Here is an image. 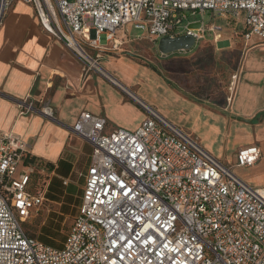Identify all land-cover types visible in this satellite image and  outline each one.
Returning a JSON list of instances; mask_svg holds the SVG:
<instances>
[{
  "label": "built area",
  "instance_id": "1",
  "mask_svg": "<svg viewBox=\"0 0 264 264\" xmlns=\"http://www.w3.org/2000/svg\"><path fill=\"white\" fill-rule=\"evenodd\" d=\"M31 4L42 24L77 56L84 74L118 82L87 48L104 34L113 50L131 29L151 39L179 36L190 15L242 20L244 37L264 44V0H0V26L15 2ZM196 39L201 29H189ZM86 31V32H85ZM94 32L95 37L92 36ZM183 32V31H182ZM185 33V34H186ZM134 131L105 132L106 119L83 112L73 130L92 146L81 203L62 247L27 234L46 204L32 184L26 144L0 134V264H264V189L254 187L154 108ZM23 102L21 113L55 118L49 101ZM260 157L241 149L236 165ZM69 179L63 184L68 185Z\"/></svg>",
  "mask_w": 264,
  "mask_h": 264
},
{
  "label": "crops",
  "instance_id": "2",
  "mask_svg": "<svg viewBox=\"0 0 264 264\" xmlns=\"http://www.w3.org/2000/svg\"><path fill=\"white\" fill-rule=\"evenodd\" d=\"M207 13L211 20L204 21L195 45L170 54L159 50L160 39L136 29L119 33L125 42L118 50L100 34L98 46L87 50L99 55L119 87L97 71L84 74L81 60L42 24L33 5H12L0 26V134L11 132L26 144L31 163L46 176L44 187L34 182V190L43 189L47 202L62 205L59 199L74 188V175L84 180L87 173L91 155L84 152L90 143L73 130L80 114L105 118L106 133L134 131L147 117L137 101L198 138L248 184L264 189V44L245 39L241 19ZM45 100L55 118L21 113L23 102L40 106ZM253 146L260 149L259 160L237 166L238 152ZM64 179L70 183L64 185ZM56 180L64 187L60 194L51 192Z\"/></svg>",
  "mask_w": 264,
  "mask_h": 264
},
{
  "label": "rangeland",
  "instance_id": "3",
  "mask_svg": "<svg viewBox=\"0 0 264 264\" xmlns=\"http://www.w3.org/2000/svg\"><path fill=\"white\" fill-rule=\"evenodd\" d=\"M188 14V21L202 19V16L199 14L190 15L189 12ZM203 19L205 23H208L211 20L208 13L203 17ZM188 21H184V24L180 26L177 31H184V25H187ZM92 152L93 146L90 144L86 147L84 153L87 156L91 155ZM73 178L75 179V183L72 184L74 188H69L70 194H63V198L59 199V201L62 202V205L46 202L45 206L39 212L27 220L24 224V228L28 235L37 237L54 247H62L63 242L66 239V235L72 225L74 216L78 212V208L81 203L82 188L84 185L83 178L77 179V175H74ZM33 179L39 187H44L46 176L41 173L40 167L35 169ZM63 191L64 187L62 182L56 180L52 186L51 192L60 194V192L62 193ZM46 197H48V195Z\"/></svg>",
  "mask_w": 264,
  "mask_h": 264
},
{
  "label": "water",
  "instance_id": "4",
  "mask_svg": "<svg viewBox=\"0 0 264 264\" xmlns=\"http://www.w3.org/2000/svg\"><path fill=\"white\" fill-rule=\"evenodd\" d=\"M202 22L196 21L191 23L189 29H201ZM196 43V38L193 34L187 32L186 34L179 35L176 37H162L158 42V48L163 54H170L176 51L189 50Z\"/></svg>",
  "mask_w": 264,
  "mask_h": 264
},
{
  "label": "trees",
  "instance_id": "5",
  "mask_svg": "<svg viewBox=\"0 0 264 264\" xmlns=\"http://www.w3.org/2000/svg\"><path fill=\"white\" fill-rule=\"evenodd\" d=\"M34 160H32V159H30V158H28L27 160H26V163H31V162H33ZM35 181H34V179L32 180V184L34 183ZM45 242V241H44ZM46 243V242H45ZM48 244V243H47Z\"/></svg>",
  "mask_w": 264,
  "mask_h": 264
},
{
  "label": "bare ground",
  "instance_id": "6",
  "mask_svg": "<svg viewBox=\"0 0 264 264\" xmlns=\"http://www.w3.org/2000/svg\"><path fill=\"white\" fill-rule=\"evenodd\" d=\"M86 32V31H85Z\"/></svg>",
  "mask_w": 264,
  "mask_h": 264
}]
</instances>
